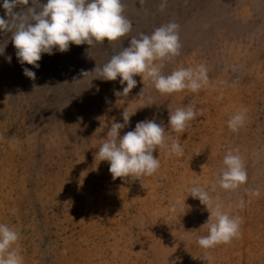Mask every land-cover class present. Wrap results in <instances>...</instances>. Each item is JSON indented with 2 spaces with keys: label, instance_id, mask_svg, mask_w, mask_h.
<instances>
[{
  "label": "rangeland",
  "instance_id": "374dc122",
  "mask_svg": "<svg viewBox=\"0 0 264 264\" xmlns=\"http://www.w3.org/2000/svg\"><path fill=\"white\" fill-rule=\"evenodd\" d=\"M122 3L127 36L43 54L34 80L23 75L32 66L18 63L10 33L0 35V223L20 233L24 264H264V0ZM168 22L179 25L181 49L162 72L204 65L208 84L198 92L160 95L135 76L136 87L119 97V77L91 72L132 36ZM81 70L91 73L82 78ZM188 106L196 117L186 131L168 130L169 110ZM123 110L132 116L121 135L155 117L168 144L180 137L184 155L155 150V174L114 180L95 154ZM241 110L244 125L232 132L227 121ZM229 150L239 151L247 172L235 192L216 183ZM193 183L242 219L240 238L208 250L210 262L197 244L209 213L188 196Z\"/></svg>",
  "mask_w": 264,
  "mask_h": 264
},
{
  "label": "clouds",
  "instance_id": "9594fccd",
  "mask_svg": "<svg viewBox=\"0 0 264 264\" xmlns=\"http://www.w3.org/2000/svg\"><path fill=\"white\" fill-rule=\"evenodd\" d=\"M167 0H161L160 8L166 6ZM0 8L5 17H0V35L10 33V40L15 49V56L22 67L23 75L34 80L43 54L49 56L56 52L64 53L70 45L86 44L89 48L94 43H108L120 40L132 31V22L124 14L122 0H0ZM19 9V10H17ZM179 25L168 22L156 27L151 34L140 33L132 36L128 46L100 68L91 72L98 73L103 81H116L123 87L114 91V95L127 96L136 87L135 76L149 82L160 95H170L184 90L198 92L208 84L207 70L204 65L195 68H176L164 74V61H170L180 54ZM4 54L0 50V55ZM11 62L12 57H5ZM81 70V77L91 73ZM80 80V79H78ZM74 78V81H78ZM144 85V84H143ZM144 87L141 89V95ZM246 110L234 113L227 121L232 132H238L245 122ZM129 113H121L122 122L113 118L100 145L96 156L100 161L108 162V171L112 178H125L140 181L152 176L160 167V160L153 155L155 150L165 149L169 155L182 157L183 147L180 137L170 144L166 141L163 123H157L155 117L137 121L134 128L120 134V130L129 124ZM196 117L193 107L176 108L168 112V130L184 133L190 122ZM167 130V131H168ZM223 167L216 183L226 192H235L247 182L244 160L238 150H229L223 157ZM188 196L199 201L209 213L206 225L207 235L197 238V244L205 255L204 261L211 260L208 250L220 244H230L241 236L242 219L232 216L222 203L210 196L203 186L193 183L187 189ZM256 194V193H253ZM243 200L239 205L242 207ZM170 212L177 211L173 202ZM204 224V225H205ZM21 235L14 227L0 223V264H24L20 254Z\"/></svg>",
  "mask_w": 264,
  "mask_h": 264
}]
</instances>
